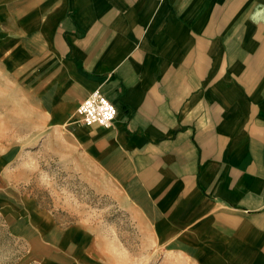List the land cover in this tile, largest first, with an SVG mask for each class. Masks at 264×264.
Instances as JSON below:
<instances>
[{
  "label": "crops",
  "instance_id": "obj_1",
  "mask_svg": "<svg viewBox=\"0 0 264 264\" xmlns=\"http://www.w3.org/2000/svg\"><path fill=\"white\" fill-rule=\"evenodd\" d=\"M96 89L109 127L76 121ZM0 92L7 152L108 200L157 264H264V0H0ZM0 206L29 264H121L98 224Z\"/></svg>",
  "mask_w": 264,
  "mask_h": 264
},
{
  "label": "rangeland",
  "instance_id": "obj_2",
  "mask_svg": "<svg viewBox=\"0 0 264 264\" xmlns=\"http://www.w3.org/2000/svg\"><path fill=\"white\" fill-rule=\"evenodd\" d=\"M2 110L0 92V157L5 154L14 157L13 169L22 180L8 182L9 168L0 169V201L17 205V201L29 197L59 214L64 223L80 219L98 224L107 236L117 239V259L121 264H157L160 251L142 247L141 238L132 231L129 218L108 200L89 192L78 179L57 169L49 159L33 157L31 152L24 154L20 149L17 153H8L9 145L16 138L11 137L10 121L2 119ZM12 223L13 217L0 208V264H29L25 242L15 233Z\"/></svg>",
  "mask_w": 264,
  "mask_h": 264
},
{
  "label": "built area",
  "instance_id": "obj_3",
  "mask_svg": "<svg viewBox=\"0 0 264 264\" xmlns=\"http://www.w3.org/2000/svg\"><path fill=\"white\" fill-rule=\"evenodd\" d=\"M76 112L83 125L109 127L116 115V107L96 89L79 104Z\"/></svg>",
  "mask_w": 264,
  "mask_h": 264
},
{
  "label": "bare ground",
  "instance_id": "obj_4",
  "mask_svg": "<svg viewBox=\"0 0 264 264\" xmlns=\"http://www.w3.org/2000/svg\"><path fill=\"white\" fill-rule=\"evenodd\" d=\"M76 121L78 122V124H82L81 121H80V118H79V116L77 114H76Z\"/></svg>",
  "mask_w": 264,
  "mask_h": 264
}]
</instances>
